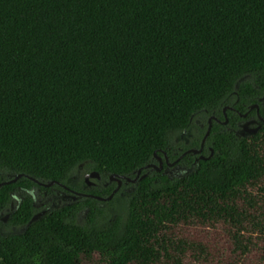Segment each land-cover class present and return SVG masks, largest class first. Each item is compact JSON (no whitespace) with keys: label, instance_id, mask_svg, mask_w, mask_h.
<instances>
[{"label":"trees","instance_id":"obj_1","mask_svg":"<svg viewBox=\"0 0 264 264\" xmlns=\"http://www.w3.org/2000/svg\"><path fill=\"white\" fill-rule=\"evenodd\" d=\"M263 98L264 0H0V182L65 183L80 164L134 178L174 135L192 129L197 145V119L208 127L236 99L264 117ZM228 117L192 172L147 173L107 201L125 196L107 226L90 197L29 224L35 182L2 186L0 217L21 192L11 224L27 228L0 234V264H188L170 232L194 221L229 223L244 251L251 225L264 261V124L240 136Z\"/></svg>","mask_w":264,"mask_h":264},{"label":"flooded vegetation","instance_id":"obj_2","mask_svg":"<svg viewBox=\"0 0 264 264\" xmlns=\"http://www.w3.org/2000/svg\"><path fill=\"white\" fill-rule=\"evenodd\" d=\"M238 101L239 99H236L235 103ZM262 101L264 103V98ZM235 103H233V105L225 106L227 107V109L226 111L225 107L223 109V119L218 117L217 119L214 118L213 123L216 121L221 125L227 126L229 123L228 111H232L237 113L242 118V120L239 121L238 128L235 129V132L240 136L246 137L255 135L257 132H255L254 129L257 126L264 124V117L261 115V106L258 104V107H255V104H252L248 106V110L246 112H241L236 108V106L234 105ZM226 116L228 118L227 122H225ZM196 121H198V119ZM246 123L249 124L246 125ZM201 127L206 128L207 132L208 127H205L204 124H201ZM206 132L203 134L197 145H192L194 139L192 129L182 131L173 145L167 147L166 150H162L161 155L155 154V159L142 168V172L139 175L138 180L142 178L144 174L151 172L162 173L171 178L175 176L187 175L192 172L200 160H205L207 159V157H209V155H213L214 153L213 148L208 144V137L204 140ZM195 150L200 151L196 152ZM87 170L88 171L86 172L84 179L82 180L81 186L73 181L72 175L66 180L65 183L58 182L49 187L43 184L47 182L33 180L36 184L33 186L32 190H30L33 203H36L38 197H42L46 200L52 201L49 205L43 204V209L39 213L35 212L33 217L40 219L46 214L57 209V207L61 205H69L81 201L84 198L90 197L88 195H93L92 191L96 189L103 190V188H111V193L115 189H117L118 181L110 180L111 175H109L108 177H103L99 173V177H91L90 174L96 170L91 169L89 166H87ZM137 174L138 172L136 173L135 177L137 176ZM136 182H128L123 179V182L118 191L115 193L114 197H116V195H118L119 193H122V190H132V185ZM18 193L21 192L12 194L13 199L10 202V205L5 209L8 214L6 217H4V220H7L9 224H11V217L13 213L18 209L21 203L17 195ZM101 202L103 204L107 203V201ZM1 219L2 213L0 220ZM13 227L15 228L16 225H13Z\"/></svg>","mask_w":264,"mask_h":264},{"label":"rangeland","instance_id":"obj_3","mask_svg":"<svg viewBox=\"0 0 264 264\" xmlns=\"http://www.w3.org/2000/svg\"><path fill=\"white\" fill-rule=\"evenodd\" d=\"M199 123L203 120L198 119ZM179 135L173 136V141H176ZM86 165H79L73 171V181L81 186L82 180L87 172ZM32 190V189H31ZM18 198L22 202L23 195L18 193ZM125 197V196H124ZM124 197L117 199L113 204H101L98 206L102 210L99 214V223L102 226H107L113 222V216H122L124 213ZM52 201L38 197L35 206V212L39 213L44 205H49ZM21 204V203H20ZM61 205L57 208H61ZM8 212H2L0 220V234L6 235L10 233H18L24 231L27 225H13L4 220ZM87 218V207L81 206L77 214V222L83 224ZM249 230H242L238 233V238L247 245V249L241 250L237 246L235 233L237 230L224 221L220 222H199L182 223L174 227L170 235L175 240L183 242V257L188 264H264L262 259V242L261 236L257 232H252L251 225ZM92 264V263H90ZM93 264H100L95 261Z\"/></svg>","mask_w":264,"mask_h":264},{"label":"water","instance_id":"obj_4","mask_svg":"<svg viewBox=\"0 0 264 264\" xmlns=\"http://www.w3.org/2000/svg\"><path fill=\"white\" fill-rule=\"evenodd\" d=\"M255 107H258V104H255L254 105ZM226 109H227V107H225V111H226ZM246 115V114H245ZM214 118H216L217 119V117L216 116H211L210 118H209V125H208V129H207V132H206V135H205V137H204V140L210 135V132H211V129H212V126H213V119ZM228 121V118H227V116H226V120H225V122H227ZM264 121V120H263ZM249 123H246V125H248ZM262 126L263 125H259V126H257L255 129H254V131L255 132H258L261 128H262ZM196 152H198V151H200V150H195ZM155 154H157V153H155ZM210 157V156H209ZM209 157H207V158H209ZM148 166H150V165H148ZM161 168V167H160ZM141 172H142V168L141 169H139L138 170V174H137V176L135 177V178H132V177H130V176H126V175H117V174H112L111 176H110V180H117L118 181V187H117V189H115L109 196H100V195H88V196H90V197H93V198H95V199H97V200H99V201H109V200H111L113 197H114V195H115V193L118 191V189L120 188V186H121V184H122V182H123V179H125L126 181H128V182H136L137 180H138V178H139V175L141 174ZM23 176H26V177H30V176H28V175H26V174H19V175H17L16 177H14V178H11V179H9V180H4V181H1L0 182V188L2 187V186H4V185H7V184H10V183H14V182H16L18 179H20L21 177H23ZM90 176L91 177H99L100 176V174H99V172L98 171H94L93 173H91L90 174ZM147 176V173L146 174H144L143 176H142V178H145ZM32 180H34V181H39L38 179H36V178H33V177H30ZM56 183H58V181H54V182H47V183H43L45 186H47V187H49V186H53L54 184H56ZM35 220H37V218L36 217H32V219H31V221L29 222V224H31L32 222H34Z\"/></svg>","mask_w":264,"mask_h":264}]
</instances>
